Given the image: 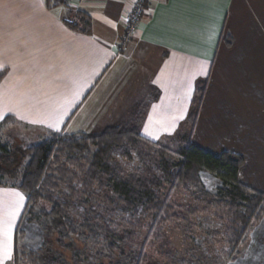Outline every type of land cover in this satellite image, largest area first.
I'll return each instance as SVG.
<instances>
[{
  "label": "crops",
  "instance_id": "crops-1",
  "mask_svg": "<svg viewBox=\"0 0 264 264\" xmlns=\"http://www.w3.org/2000/svg\"><path fill=\"white\" fill-rule=\"evenodd\" d=\"M134 1L0 0L1 120L65 135L131 124L160 145L189 135L208 153L241 155L240 182L264 193V0H145L138 33L119 51ZM78 11L85 31L66 24L79 23ZM0 193L19 202L14 220H0L6 264L25 198Z\"/></svg>",
  "mask_w": 264,
  "mask_h": 264
},
{
  "label": "trees",
  "instance_id": "trees-1",
  "mask_svg": "<svg viewBox=\"0 0 264 264\" xmlns=\"http://www.w3.org/2000/svg\"><path fill=\"white\" fill-rule=\"evenodd\" d=\"M51 1L46 0L47 5ZM75 15L79 23L67 22V26L85 31L88 17L81 11ZM4 76L5 71L0 70V81ZM202 86L197 84L195 97L201 96ZM195 116L193 108L185 120L190 129ZM8 121L14 119L7 116L1 125ZM178 142L179 148L173 152L143 138L137 127L128 124L107 127L97 135L50 131L27 148L0 144V188L15 189L25 198L14 231L13 256L6 264H82L75 239L83 244L102 243L106 251L96 256L109 264H146L145 248L150 238L162 236L165 227L176 223L188 232L191 218L199 210L212 212L220 224L216 236L223 244L224 264L236 263L243 257L249 232L264 218V193L240 182L239 171L244 163L241 155L208 153L190 142L189 135ZM122 147L144 164L142 172L125 173L112 164L113 152ZM167 155L176 161L171 162ZM153 167L158 174L152 173ZM200 173L216 178L219 186L214 191L206 190ZM165 188L167 193L163 195ZM177 188L189 191L198 206L184 208L170 201ZM99 195L106 209L129 216L141 214L144 221H130L114 231L96 219L79 222L70 216L69 211L77 205L97 216L101 209ZM22 222L39 226L43 237L39 246L29 249L22 245ZM143 227L146 236L139 241L138 232Z\"/></svg>",
  "mask_w": 264,
  "mask_h": 264
},
{
  "label": "rangeland",
  "instance_id": "rangeland-1",
  "mask_svg": "<svg viewBox=\"0 0 264 264\" xmlns=\"http://www.w3.org/2000/svg\"><path fill=\"white\" fill-rule=\"evenodd\" d=\"M1 97L0 92V122L3 118ZM9 97L15 99L16 96L9 95ZM10 117H12L14 121L5 122L6 124L4 125L0 123V144L27 148L47 137L49 131H60L46 127H30L26 125V123L21 125L19 123L23 121H20L14 116ZM137 120L138 119H136V121ZM132 126L136 127L135 125ZM104 129L105 128L101 131L99 129L97 133L93 132L90 135H97ZM160 146L175 152L179 148V142L178 140L175 142H163ZM166 157L171 162L176 161V158L172 155H167ZM112 160V164L125 173H140L145 168L144 164L138 161L135 154L124 147L113 152ZM152 173L158 174L155 167L152 168ZM205 189L208 190L206 187ZM166 193L167 188H165L163 195H166ZM99 197L101 209L97 216L94 217L92 214L87 213L78 205L69 211L70 216L79 222L86 218L96 219L97 222L109 226L114 231H118L123 225H127L130 221H144L141 214L129 216L128 214L126 215L116 211L112 212L106 209L103 204V196L99 195ZM170 201L184 208L198 206L196 199L191 196L189 191L183 188L175 189L170 197ZM18 206L19 202L12 193H7L5 195H1L0 193V220L8 221L9 223L14 220L16 212L18 211ZM191 222V228L188 232H186L187 230L182 224L176 223L165 227L162 236L150 238L145 248L146 264H197V261L202 264H224L223 244L220 243V236H216V233L221 231L220 224L213 219L212 212L199 210L197 215L191 218ZM258 225L249 232L248 240L242 248L243 257L238 259L234 264H250V260L254 261L252 263L264 264V232H262L261 229H256ZM259 226H262V223ZM20 227L23 231L21 242L24 247L29 249L35 248L42 243V232L38 225L22 222ZM145 236L146 228L143 227L139 229L138 240L142 241ZM75 240L74 246L81 251L80 259L82 264H109L107 259L98 258V256H96V253L100 252L101 254L106 251L102 243L98 245L86 241L83 244L77 239ZM64 253L67 258L70 257L69 252ZM255 254H260L259 257L256 256V261L253 259L255 257L253 255ZM112 260L116 259L112 257ZM113 264H116V261Z\"/></svg>",
  "mask_w": 264,
  "mask_h": 264
},
{
  "label": "built area",
  "instance_id": "built-area-1",
  "mask_svg": "<svg viewBox=\"0 0 264 264\" xmlns=\"http://www.w3.org/2000/svg\"><path fill=\"white\" fill-rule=\"evenodd\" d=\"M68 1V0H65ZM145 0H135L132 7L125 13V28L119 51L138 33L139 22L145 11Z\"/></svg>",
  "mask_w": 264,
  "mask_h": 264
},
{
  "label": "snow or ice",
  "instance_id": "snow-or-ice-1",
  "mask_svg": "<svg viewBox=\"0 0 264 264\" xmlns=\"http://www.w3.org/2000/svg\"><path fill=\"white\" fill-rule=\"evenodd\" d=\"M6 237V233H3ZM11 258V252L6 245H0V264H3V259Z\"/></svg>",
  "mask_w": 264,
  "mask_h": 264
}]
</instances>
